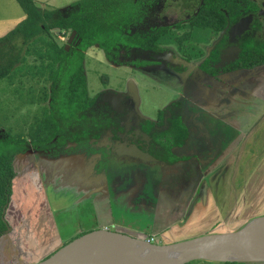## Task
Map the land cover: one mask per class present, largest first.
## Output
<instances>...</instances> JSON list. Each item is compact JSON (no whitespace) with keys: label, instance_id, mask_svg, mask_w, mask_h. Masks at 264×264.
<instances>
[{"label":"rangeland","instance_id":"1","mask_svg":"<svg viewBox=\"0 0 264 264\" xmlns=\"http://www.w3.org/2000/svg\"><path fill=\"white\" fill-rule=\"evenodd\" d=\"M77 1L33 0L36 7L48 11L63 10ZM24 17L15 0H0V38L12 31ZM70 35L58 30L50 32L57 45L66 50L70 47L71 40H67ZM32 49L35 50L31 54L36 53V47ZM85 52L84 73L90 96L105 89L106 83L107 88L117 90H124L128 80L139 86L138 75H141V111L148 119H153L154 113L170 102L179 100L178 78L169 70L151 67L146 72L147 78L138 72H135L136 76L130 72L127 75L123 68H111L99 56L97 59L96 55L101 52L95 46ZM233 60L227 58L223 63ZM35 63H39L35 56L26 55V64ZM17 74L14 70L10 74L11 80H0V138L8 132L11 138L20 136L29 147H34L30 127L43 115L47 102L39 97L44 96L42 91L49 86L37 77L32 79ZM263 78L262 66L254 70L253 78L243 83L241 77L236 76L233 84L238 91L229 87L217 96V100L214 99L217 102L215 111L218 116L223 112L224 116L220 115V126L214 129L212 136L203 139V145L213 148L219 144V151L225 145L231 148L225 153L228 160L225 167L212 166L206 172L196 163L188 164L182 170L168 169V172L173 170L168 173L160 164H102L83 154L69 164L67 159L60 158L52 159L48 165L44 158H40L37 171H24V162L15 158L13 168L17 166V175L11 184L10 203L5 207L4 219L0 209V222L6 223L8 229L0 236V264H36L71 239L98 229L169 244L210 233L230 232L263 216L264 95L248 97L239 89L255 90ZM229 79L232 77L226 78L228 82ZM223 117L230 131L223 129ZM246 138L241 154L234 155V149H239L241 141ZM221 142L225 144L221 145ZM215 154L208 151L193 160L212 163ZM62 175L63 185H60L58 179ZM199 185H203L202 199ZM104 187H107V196L103 197L105 189H101L89 197L98 196L100 199L70 205L72 200L82 198L88 191ZM62 208L69 209L63 211ZM203 262L191 264H205Z\"/></svg>","mask_w":264,"mask_h":264},{"label":"flooded vegetation","instance_id":"2","mask_svg":"<svg viewBox=\"0 0 264 264\" xmlns=\"http://www.w3.org/2000/svg\"><path fill=\"white\" fill-rule=\"evenodd\" d=\"M141 1L139 16L129 24V29L139 34L137 39L127 43L114 42L109 48L95 45L101 52L96 58L99 56L111 68H123L122 71L127 75L141 73L143 78H147L146 72L151 67L169 70L177 75L179 100L170 102L154 113L153 119H148L141 111V75H138L139 86L135 81L128 80L124 90L107 88V83L103 87L105 89H100L96 95L90 96L87 90L92 101L77 113L75 120L80 124H74L69 129L63 136V143L56 136L48 149L28 147L26 154L19 156L26 158L24 171L36 170L40 158L49 164L52 159L64 158L69 164L83 154L98 159L102 164H133L134 160L128 154L132 147L150 154L162 167H166V172L168 169H177L175 164L180 161L170 164L166 159V150L177 158L176 149L188 143L190 129L187 125V100L207 99L204 105L209 104V101L213 103L212 98L216 100L219 94L218 78L241 70L225 69L238 60L243 45L247 42L264 44V0H225L228 12L223 8L222 13L226 23L219 31L206 26L207 22L202 17L198 18L203 14L206 0ZM208 2L218 3L220 0ZM147 38L154 40L148 44ZM78 41L75 36L70 47L76 46L74 50L83 53L84 61L86 52L77 48ZM147 54L155 55L156 60L146 59ZM227 58L234 60L223 63ZM204 89H210V96L203 93ZM73 169L76 170V167ZM199 186L202 199L203 185ZM99 189H105L104 193H107V187Z\"/></svg>","mask_w":264,"mask_h":264},{"label":"trees","instance_id":"3","mask_svg":"<svg viewBox=\"0 0 264 264\" xmlns=\"http://www.w3.org/2000/svg\"><path fill=\"white\" fill-rule=\"evenodd\" d=\"M15 1L25 17L12 31L0 38V80H11L10 74L16 70L18 76H30L32 79L37 77L38 80L48 83L49 87H43L46 88L42 91L44 96L39 97V100L47 102V106L43 108L42 117L36 119L30 127L34 147L45 150L52 146V140L56 136L60 143L64 142L63 136L69 129L74 124H80L75 120L77 113L92 101L87 95L83 53L74 50L76 46L69 50L58 46L56 40L50 37V32H75L77 40H80L77 48L83 51L95 45L109 48L114 42H133L139 34L129 29V24L139 16L142 1L79 0L63 10L51 11L36 7L33 0ZM206 1L203 14L198 18L206 20V26L214 31L223 29L226 23L223 8L228 12L225 0L218 3ZM153 40L154 38H147V43L151 44ZM33 46L37 51L31 54L35 50H31ZM26 55L35 56L39 60L38 65L26 64ZM262 65L264 44L247 42L243 45L238 60L225 70L252 69ZM11 137L5 132L0 138L1 211L8 206L11 184L17 175L13 168L14 159L26 154L29 147L22 137ZM166 157L170 164L177 160L169 150H166ZM5 229L4 223L0 222V236Z\"/></svg>","mask_w":264,"mask_h":264},{"label":"water","instance_id":"4","mask_svg":"<svg viewBox=\"0 0 264 264\" xmlns=\"http://www.w3.org/2000/svg\"><path fill=\"white\" fill-rule=\"evenodd\" d=\"M75 36L72 32L70 40ZM145 58L156 60L152 54H147ZM128 154L134 162L161 164L136 147H132ZM4 211L5 208L2 219ZM194 261L223 264L264 262V215L230 232L210 233L169 244L150 243L98 229L73 239L36 264H189Z\"/></svg>","mask_w":264,"mask_h":264},{"label":"crops","instance_id":"5","mask_svg":"<svg viewBox=\"0 0 264 264\" xmlns=\"http://www.w3.org/2000/svg\"><path fill=\"white\" fill-rule=\"evenodd\" d=\"M261 66L252 68V69H241V70H237L235 72L223 75L221 77L218 78V95L222 94L223 91L225 89H228L230 87V89L232 90H236L238 91V88H236L237 86L233 84L234 79L236 76H240L241 80L240 82H245L250 78H253V72L255 69H258ZM262 67H264V65H262ZM232 77V79H229L230 82H228L226 80V78ZM207 82H209V77L207 78ZM242 82V83H243ZM210 87L209 84H207V87ZM212 87V86H211ZM241 91H243V93H245L248 97H250V95H254V94H262L264 95V78L263 80L260 82V84L255 88V90H253L252 88H249L248 90H244L242 88H239ZM205 90V89H204ZM210 90V89H209ZM209 90H205L203 93L206 94L207 96H210L208 94H211L209 92ZM261 90V93L258 92ZM198 96V95H195ZM227 97V96H226ZM210 99V98H209ZM212 100H214V98H212ZM217 100V99H216ZM211 101H209V106L204 105L205 103H207V99H205L204 101H199L196 98H189V100H187V110H186V115H187V125L188 128L190 129V134H189V139H188V143L184 146H182L181 148L176 149V153H177V160H179L180 162H178L177 164H175V167L179 170V169H183L184 167L188 166V164H195L197 163L198 166H202V169L205 170L206 172L207 169H209L210 167L214 166V167H225L226 166V162L228 161L227 159H225V153L227 151H230L231 148H229L228 146H223L221 147V150H218L219 144L216 145L213 148H206L203 145V139L206 138L207 136H212L213 135V131L217 126H220V121H221V117L224 116L223 112H221V114H223L221 117L219 114H217L216 110V106H217V102L213 101V104H210ZM207 107V108H205ZM225 117H223V124L222 127L223 129L225 128L226 131L229 130L230 128L228 125L225 124ZM210 123L209 127H207V124ZM214 126V127H213ZM223 132V130H222ZM249 135H247L246 137H248ZM247 140L244 139L241 141V146L239 149H234V155H236L237 152H240L241 154V147L242 144H244V142ZM235 142V140H234ZM236 143V142H235ZM225 143L221 142V145H224ZM237 144H239V142H237ZM237 148V147H236ZM208 151H213L215 154V158L214 161L211 163L210 161H206V163L204 164L202 161H198L197 160H193L195 158V156L199 155V157L201 158L202 153H207ZM198 152V153H197ZM22 160L24 162V165L26 164V158L23 157H18L16 159V161H20ZM196 161V162H195ZM201 162V163H200ZM49 165V163H48ZM236 166V165H235ZM237 167V166H236ZM16 168L17 166L14 165V170L16 172ZM35 168V167H33ZM38 166L36 165V171L38 170ZM30 169H28L27 171H29ZM64 177V175H62L58 181L60 182V185H63L62 183V178ZM198 185V184H197ZM56 190H59L58 188H56ZM100 189H96V190H91L88 191L86 195H84L82 198H79L78 200L74 199L72 200L70 203V205H74L77 202H90L92 200H96V199H100L98 196L95 198H89L93 195H95V193L99 192ZM107 196L106 193L103 194V197ZM85 198V199H84ZM190 199V198H189ZM199 201V200H198ZM9 203H10V199H9ZM8 203V205H9ZM202 206L203 204L200 203ZM205 208L208 207V205L204 206ZM64 209V208H62ZM66 209L69 208H65L63 211H65ZM105 229V228H104ZM148 240V239H146ZM5 244V242H4Z\"/></svg>","mask_w":264,"mask_h":264},{"label":"built area","instance_id":"6","mask_svg":"<svg viewBox=\"0 0 264 264\" xmlns=\"http://www.w3.org/2000/svg\"><path fill=\"white\" fill-rule=\"evenodd\" d=\"M153 240H154L153 238H149L147 241L150 242V243H153L152 242Z\"/></svg>","mask_w":264,"mask_h":264},{"label":"clouds","instance_id":"7","mask_svg":"<svg viewBox=\"0 0 264 264\" xmlns=\"http://www.w3.org/2000/svg\"><path fill=\"white\" fill-rule=\"evenodd\" d=\"M71 34V33H70Z\"/></svg>","mask_w":264,"mask_h":264}]
</instances>
